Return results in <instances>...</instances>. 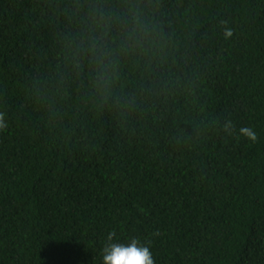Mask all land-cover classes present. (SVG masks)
I'll return each mask as SVG.
<instances>
[{
  "label": "trees",
  "instance_id": "16d2710c",
  "mask_svg": "<svg viewBox=\"0 0 264 264\" xmlns=\"http://www.w3.org/2000/svg\"><path fill=\"white\" fill-rule=\"evenodd\" d=\"M0 112V264H264V0H0Z\"/></svg>",
  "mask_w": 264,
  "mask_h": 264
},
{
  "label": "clouds",
  "instance_id": "9594fccd",
  "mask_svg": "<svg viewBox=\"0 0 264 264\" xmlns=\"http://www.w3.org/2000/svg\"><path fill=\"white\" fill-rule=\"evenodd\" d=\"M226 23V22H225ZM233 36V30L226 28L224 31V38L230 39ZM100 79H104V74H100ZM6 114L0 112V131H6L8 124L5 120ZM223 131L226 135H232L236 132L234 122L231 119L226 120L222 125ZM238 135L243 136L251 142L258 140V134L251 127H241L238 130ZM116 235L115 230L110 232L102 249L103 264H155L152 252L148 246H145L138 239H132L127 245L116 242L113 237Z\"/></svg>",
  "mask_w": 264,
  "mask_h": 264
}]
</instances>
